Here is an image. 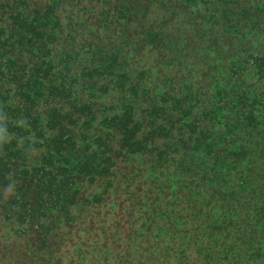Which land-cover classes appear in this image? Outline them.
Here are the masks:
<instances>
[{
    "label": "trees",
    "instance_id": "1",
    "mask_svg": "<svg viewBox=\"0 0 264 264\" xmlns=\"http://www.w3.org/2000/svg\"><path fill=\"white\" fill-rule=\"evenodd\" d=\"M0 264H264V0H0Z\"/></svg>",
    "mask_w": 264,
    "mask_h": 264
}]
</instances>
